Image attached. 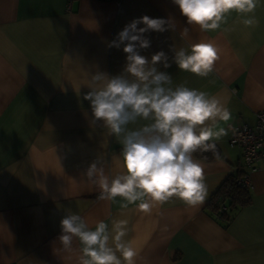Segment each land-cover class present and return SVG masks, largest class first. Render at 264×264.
I'll return each instance as SVG.
<instances>
[{
	"label": "crops",
	"instance_id": "0c3cea01",
	"mask_svg": "<svg viewBox=\"0 0 264 264\" xmlns=\"http://www.w3.org/2000/svg\"><path fill=\"white\" fill-rule=\"evenodd\" d=\"M0 0V264H79L81 245L59 240L60 221L80 215L94 230L103 221L126 220L139 252L137 264H264V168L251 174V202L225 222L209 202L243 164L228 135L217 142L221 159L204 160L207 195L191 206L172 198L151 214L135 204L100 199V189L83 175L100 157L105 173L123 171L122 144L102 123L92 122L84 99L91 75L116 76L126 65L124 45L110 47L134 19L171 18L175 30L145 33L150 47L170 67L173 87L184 84L226 101L232 119L219 126L254 125L264 110V0L246 27L235 12L214 31L188 25L173 0ZM138 27H143L139 25ZM184 27L187 37L181 36ZM212 41L219 59L208 77L180 70L172 49L190 51ZM133 79L132 77H128ZM148 121L129 124L136 129Z\"/></svg>",
	"mask_w": 264,
	"mask_h": 264
},
{
	"label": "clouds",
	"instance_id": "9594fccd",
	"mask_svg": "<svg viewBox=\"0 0 264 264\" xmlns=\"http://www.w3.org/2000/svg\"><path fill=\"white\" fill-rule=\"evenodd\" d=\"M188 25L201 31H214L227 23L235 12L246 27L258 24L254 13L260 0H173ZM143 27H138L139 25ZM175 30L174 21L150 18L134 19L120 31L110 47L124 45L126 65L120 75L110 76L97 71L91 75L89 92L84 99L90 102L92 122L102 123L122 144L123 171L114 177L105 173L103 161L97 157L83 174L100 189V199L115 201L121 207L135 204L137 210L151 214L157 205L176 198L191 206L202 203L207 195L205 166L194 153H208L220 160L217 142L234 129L227 124L232 114L226 101L184 84L173 87L172 76L158 70L171 65L164 51L151 59L141 55L150 47L145 33ZM189 28L184 27L182 37ZM173 60L182 71L208 77L219 59L220 49L212 41L194 43L190 51L174 48ZM133 79H129L128 77ZM148 121L136 129L129 124ZM206 159V157H205ZM59 240L71 250L74 238L81 248L79 264H137L139 252L128 235L127 221L114 220L111 228L103 221L94 230L80 215L68 213L60 221Z\"/></svg>",
	"mask_w": 264,
	"mask_h": 264
},
{
	"label": "built area",
	"instance_id": "2783aa9c",
	"mask_svg": "<svg viewBox=\"0 0 264 264\" xmlns=\"http://www.w3.org/2000/svg\"><path fill=\"white\" fill-rule=\"evenodd\" d=\"M74 0H69L68 8ZM229 144L231 147L239 148L243 162L244 172L238 180L242 187L250 189L252 186L251 174L264 168V110L256 113L254 125L247 123L232 125ZM225 205L220 207V211L225 210Z\"/></svg>",
	"mask_w": 264,
	"mask_h": 264
},
{
	"label": "trees",
	"instance_id": "16d2710c",
	"mask_svg": "<svg viewBox=\"0 0 264 264\" xmlns=\"http://www.w3.org/2000/svg\"><path fill=\"white\" fill-rule=\"evenodd\" d=\"M218 147V146H217ZM219 153L220 149L218 148ZM194 155L204 160L215 158L211 152H197ZM206 157V159H205ZM243 164L231 173L230 176L222 183L218 190L213 194L209 206L216 217L225 222H230L233 218V211L239 207L245 206L251 202V194L248 188L238 184V180L244 172ZM225 205L226 209L220 211V207Z\"/></svg>",
	"mask_w": 264,
	"mask_h": 264
}]
</instances>
